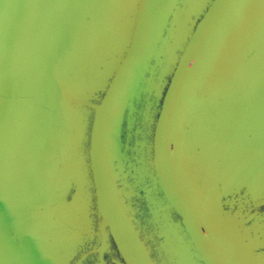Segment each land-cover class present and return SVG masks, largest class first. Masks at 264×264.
Here are the masks:
<instances>
[{"label":"flooded vegetation","instance_id":"flooded-vegetation-1","mask_svg":"<svg viewBox=\"0 0 264 264\" xmlns=\"http://www.w3.org/2000/svg\"><path fill=\"white\" fill-rule=\"evenodd\" d=\"M124 1L41 0L57 57L54 65L58 89L52 96L45 73L38 71L42 77L38 91L29 90L22 96L13 92V103L12 100L8 103L6 141H3L6 153L4 170L0 171V221H6L8 228L2 237L4 241L0 242V248H3L0 264H124L109 230L104 233L97 200L93 201L91 190L90 200L85 192V178L89 172L86 162L82 169L75 159L77 141L72 142L68 137L64 114L72 97L62 96L64 92L77 90L75 83L70 81L71 61L82 59L99 63L100 67L116 60L109 55L110 51L126 47L116 32L119 24L123 29L124 16L130 17L123 13ZM111 7L115 13L113 19H107ZM35 13L34 0H0V29H5L4 37L10 36V40H5V48L14 49L21 43L23 48L35 50L32 58L38 68L43 63L34 40L39 32ZM21 23L25 25L23 28L19 26ZM19 32L22 38L17 41ZM121 32L118 31L119 38ZM72 50L85 52L72 58ZM60 55L63 59H59ZM83 86L88 89L86 83ZM66 98H69L68 102ZM211 142L222 151L217 204L219 208L224 206L226 220L236 231L238 237L233 238L237 249L240 248L238 243L244 240L251 253L245 255V259L264 264V194L223 196L221 173L224 161L228 156L243 154L221 137ZM26 156L29 162L24 160ZM82 158L84 160L83 154ZM58 159L62 160L59 170ZM78 167L77 170L84 174L81 183L78 189L68 188ZM1 178L9 183L2 186ZM10 194L12 197L8 198ZM34 217L37 218L35 223L22 234V228ZM254 225H261L260 232L245 234Z\"/></svg>","mask_w":264,"mask_h":264},{"label":"water","instance_id":"water-1","mask_svg":"<svg viewBox=\"0 0 264 264\" xmlns=\"http://www.w3.org/2000/svg\"><path fill=\"white\" fill-rule=\"evenodd\" d=\"M179 1L166 0L165 16L153 39L155 33L151 31L150 26L143 23L149 3L147 0L131 51L98 109L93 128L91 163L98 207L103 220L104 233L106 229L109 230L124 264H155V262L125 208L117 184L115 160L123 111L158 47L172 11ZM249 2L250 0H214L212 2L197 24L174 71L163 98L155 130L154 163L161 190L181 219V224L196 252L206 264H238L233 253H236L238 249L234 238L226 242L219 239L198 189L186 170L184 163L186 127L189 113L199 106L201 90ZM34 3L39 29L34 40L38 43L43 63L37 71L45 73L51 87V94L54 96L58 89L54 65V58L57 57L51 43L49 25L43 13L41 0H34ZM114 13L115 10L112 7L108 9L107 19H113ZM252 18L254 28L242 46L240 57L238 56L226 86L221 112L216 113L215 117L216 130L223 141L235 147L238 153L243 154L228 156L224 161L221 173L223 196L240 193L264 194V1L255 4ZM59 59H63V56L60 55ZM117 119H119L117 147L116 153H113V135ZM103 120H105L103 139L99 163L96 164L94 159L96 128ZM59 140L60 136L57 137V141ZM57 163L59 170L62 160L58 159ZM80 167L83 169L82 165ZM77 169L79 168L75 169L68 188L74 186L78 189L81 183L84 174ZM100 194L103 202L100 201ZM114 200L123 212L130 233L138 244L137 250H132L131 255L129 247L119 239L114 221L107 215L109 205ZM36 219V217L31 219L22 228L21 233H26ZM7 228L6 221H0V242L4 241L2 237ZM224 247L230 250V255L225 253Z\"/></svg>","mask_w":264,"mask_h":264},{"label":"rangeland","instance_id":"rangeland-1","mask_svg":"<svg viewBox=\"0 0 264 264\" xmlns=\"http://www.w3.org/2000/svg\"><path fill=\"white\" fill-rule=\"evenodd\" d=\"M213 1L180 0L173 9L158 47L145 67L134 92L126 102L123 118L120 113L122 125L117 150L116 137L119 119L115 123L113 153L117 151L115 171L119 192L128 214L130 213L135 221L139 236L152 259L154 258L153 260L158 264H205L161 190L154 163V137L163 98L174 71L197 24ZM125 2L123 13L125 15L128 13L130 17L124 16V27L122 29V24L117 25L116 32L117 38L126 47L110 51L109 55L116 57V60L112 63L105 62L100 67V64L95 62L82 59L73 60V62L70 60L69 66L72 70L70 81L75 83L77 90L62 93V96L72 97L69 102V98L65 100L68 102L65 108L67 112L64 113L67 121V134L70 141H77L75 159L78 164L83 166L86 162L89 176L85 178V192H87L88 200L92 192L94 202L97 199L91 155L92 134L97 112L131 51L147 0H125L123 3ZM255 3L256 0H250L240 22L227 39L214 70L201 90L199 106L189 113L184 140L186 170L198 189L219 239L223 242L238 236L226 220L227 213L224 206L222 205L220 209L217 204L219 202V157L222 151L211 141L220 139L215 126L216 113L221 112L224 93L234 65L242 46L254 28L252 17ZM19 26L23 28L25 25L21 23ZM118 31L125 36L124 39L122 34L119 38ZM124 32L127 33L124 34ZM29 52L32 51L17 50L16 54H20L22 64L19 66L12 62L0 69L2 75L0 79V168L3 170L6 153L3 141H6L7 127L3 122V117L5 118L6 104L11 100L13 103V90L18 91L20 96L29 90L36 93L42 78L37 71V62L33 60V56L28 54ZM83 52L85 50H72L70 54L72 58H75ZM5 68L8 69L4 75L3 69ZM84 81L89 90H85ZM25 159L29 162L27 156ZM1 183L3 186L9 182L1 178ZM4 195L2 193L3 197ZM10 197L12 194L8 198ZM76 207L80 208L78 204ZM260 229L261 225H254L245 234L248 232L256 234L260 232ZM244 243V240L239 242L240 248L236 253L233 252L237 263L257 264L245 259V255L250 256L251 253Z\"/></svg>","mask_w":264,"mask_h":264},{"label":"bare ground","instance_id":"bare-ground-1","mask_svg":"<svg viewBox=\"0 0 264 264\" xmlns=\"http://www.w3.org/2000/svg\"><path fill=\"white\" fill-rule=\"evenodd\" d=\"M166 0H149L148 6L146 8L143 23L147 26H150L152 32L155 33L154 38L156 37L161 23L164 19L166 12ZM118 82V81H117ZM105 120L98 123L96 128V136H95V150H94V159L96 164L99 163L100 149L102 145L103 132H104ZM100 201L103 202V197L100 194ZM107 215L114 221L116 225V232L123 242L126 243L127 247H129L130 255L132 254V250H137L138 244L135 238L130 233V228L126 222V218L119 208L116 200L112 201L109 205ZM225 253L230 255L231 252L228 248L224 247Z\"/></svg>","mask_w":264,"mask_h":264},{"label":"crops","instance_id":"crops-1","mask_svg":"<svg viewBox=\"0 0 264 264\" xmlns=\"http://www.w3.org/2000/svg\"><path fill=\"white\" fill-rule=\"evenodd\" d=\"M5 29H3V28H1L0 29V69H2V67L3 66H6V65H9L10 63H12V62H14L15 64H18L19 66L22 64V58L20 57V54L19 55H17L16 54V51L17 50H19V51H21V50H28V49H25V48H23V46L22 45H20L21 43H17V44H19V46H16V48H9V49H7V48H5V40H7V38L6 37H4V34H5V31H4ZM22 36V34H21V32H19V35H18V39H17V41H20V39L22 38L21 37ZM8 40H10V36H9V38H8ZM31 51L34 53L33 54V57H34V55L36 54L35 53V50H32L31 49ZM30 56H32L31 55V52H29L28 53ZM8 68H5V69H3V73H4V75L6 74V70H7ZM2 78V75H1V71H0V79ZM12 92H14L15 94L17 93L18 94V91H15V90H13ZM11 101H9L8 103H10ZM7 107H8V104H6V111H5V118L3 117V122L5 123V125H6V123H7V119H6V114H7ZM3 170V168H0V171H2Z\"/></svg>","mask_w":264,"mask_h":264},{"label":"trees","instance_id":"trees-1","mask_svg":"<svg viewBox=\"0 0 264 264\" xmlns=\"http://www.w3.org/2000/svg\"><path fill=\"white\" fill-rule=\"evenodd\" d=\"M118 188H119V186H118ZM174 210V209H173ZM175 212V211H174ZM129 215H130V217H131V219L133 220V217H132V215L129 213ZM175 216L177 217V218H179L178 216H177V214L175 213ZM180 219V218H179ZM180 221H181V219H180ZM133 223H134V225H135V221L133 220ZM136 226V225H135ZM183 227V226H182ZM201 258V257H200ZM154 259V258H153ZM154 262H155V264H158L155 260H154Z\"/></svg>","mask_w":264,"mask_h":264}]
</instances>
